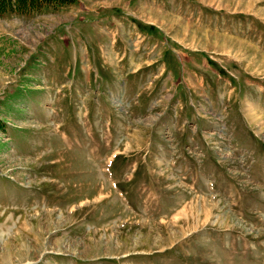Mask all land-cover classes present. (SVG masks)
Listing matches in <instances>:
<instances>
[{
  "label": "rangeland",
  "instance_id": "1",
  "mask_svg": "<svg viewBox=\"0 0 264 264\" xmlns=\"http://www.w3.org/2000/svg\"><path fill=\"white\" fill-rule=\"evenodd\" d=\"M1 2L0 264H264V0ZM75 19L150 67L50 68Z\"/></svg>",
  "mask_w": 264,
  "mask_h": 264
},
{
  "label": "crops",
  "instance_id": "2",
  "mask_svg": "<svg viewBox=\"0 0 264 264\" xmlns=\"http://www.w3.org/2000/svg\"><path fill=\"white\" fill-rule=\"evenodd\" d=\"M81 2V0H78ZM88 9V8H86ZM90 9V8H89ZM75 24L78 26L76 27ZM85 24V20L83 19H75L73 21V24L71 25V28L74 26V30H68L70 33V42L65 37V33H61L56 35L55 38L50 39V49L48 52L50 53V68H91L92 62H91V55L97 56L95 63L93 64V68H149L151 56H149L148 52L146 51V47L144 43L149 40V35L144 30H140L141 34H138V42L140 53L136 52L138 56H135L134 54H130L128 51L129 48H132L136 51V45H132V47H129L127 45L122 49L120 44H115L117 42L118 35L123 36L124 39L125 36L120 33H118L117 37L116 35H113L114 33H106L105 40L111 41L110 45H100L97 43L98 40H100V37H104V34H97L93 35L92 37L84 35V33L79 29L80 26ZM106 32L108 30L106 29ZM102 40V39H101ZM88 41V42H87ZM87 42V43H85ZM89 46V48H88ZM115 57V60H112L110 56ZM160 56H162V53L159 52V59ZM137 57V58H136ZM70 58H73V62L70 60ZM103 60L105 63H102ZM160 68H167L166 62H160L158 65ZM251 106V105H250ZM254 108H258V111L263 112L262 108L256 104L252 105ZM240 109H238V112L240 114V120L239 122L243 123L245 121H248L246 116V109L245 105H240ZM257 110V109H256ZM191 124L195 123L196 127L199 125H203L204 120L198 117L192 118H186ZM240 124H236L234 127V133L235 129H238V126ZM243 129V128H242ZM244 133H246L247 137H251L252 133L250 130H244ZM198 129H196L195 135H197ZM209 151L207 149H203V152ZM186 163V162H185ZM192 165V164H191ZM186 168L187 166H181V168ZM206 169L211 168L210 166H205ZM193 168V166H191ZM145 174V173H144Z\"/></svg>",
  "mask_w": 264,
  "mask_h": 264
},
{
  "label": "trees",
  "instance_id": "3",
  "mask_svg": "<svg viewBox=\"0 0 264 264\" xmlns=\"http://www.w3.org/2000/svg\"><path fill=\"white\" fill-rule=\"evenodd\" d=\"M20 1H22V0H20ZM58 2H59V1H58ZM61 2H62V1H61ZM7 3H8V2H7ZM7 3H6V4H7ZM4 6H5V4L3 5L2 2H1V0H0V11H4V10H6V9H4ZM7 6H9V4H8ZM7 6H6V7H7ZM9 7H11V6H9ZM12 9H15V8L12 7Z\"/></svg>",
  "mask_w": 264,
  "mask_h": 264
},
{
  "label": "bare ground",
  "instance_id": "4",
  "mask_svg": "<svg viewBox=\"0 0 264 264\" xmlns=\"http://www.w3.org/2000/svg\"><path fill=\"white\" fill-rule=\"evenodd\" d=\"M238 42H239V41H238ZM235 43H236V40H235ZM239 43H240V42H239ZM239 43H238V44H239Z\"/></svg>",
  "mask_w": 264,
  "mask_h": 264
}]
</instances>
